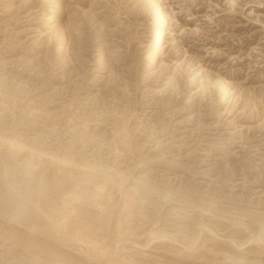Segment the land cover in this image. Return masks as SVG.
Returning a JSON list of instances; mask_svg holds the SVG:
<instances>
[{"label":"rangeland","instance_id":"rangeland-1","mask_svg":"<svg viewBox=\"0 0 264 264\" xmlns=\"http://www.w3.org/2000/svg\"><path fill=\"white\" fill-rule=\"evenodd\" d=\"M0 264H264V0H0Z\"/></svg>","mask_w":264,"mask_h":264},{"label":"bare ground","instance_id":"bare-ground-1","mask_svg":"<svg viewBox=\"0 0 264 264\" xmlns=\"http://www.w3.org/2000/svg\"><path fill=\"white\" fill-rule=\"evenodd\" d=\"M164 19H165V18L162 16V14H160V15H159V22H162V23H163V22H164ZM161 29H162V25H161L160 29H157V33H156L157 35L161 33ZM156 47H157V46H156ZM154 55H155V54H153V56H154Z\"/></svg>","mask_w":264,"mask_h":264}]
</instances>
